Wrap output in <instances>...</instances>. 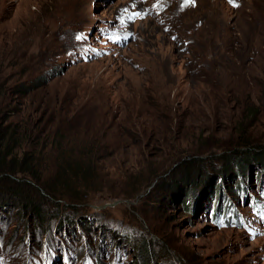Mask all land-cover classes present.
<instances>
[{"label":"rangeland","instance_id":"374dc122","mask_svg":"<svg viewBox=\"0 0 264 264\" xmlns=\"http://www.w3.org/2000/svg\"><path fill=\"white\" fill-rule=\"evenodd\" d=\"M230 1L0 0V77L12 104L6 114L21 110L14 87L29 72L57 68L53 82L36 93L33 107L41 112L47 96L52 102L73 100L69 103L78 116L73 127L84 125L90 141L98 137L108 145L100 180L87 185L83 204L40 200L25 189L40 202L44 220L22 213L17 202L23 195L0 184V264H97L101 247V264H264V186L255 180L256 169L249 168L242 190L228 191L223 201L219 183L225 188L223 183L233 186L235 181L219 182L215 170L224 162L205 163L206 168L198 169V187L189 188L193 202L186 212L180 203L183 193L170 186L181 170L167 167V149L152 146L157 135L142 137L140 145L127 143L132 135L137 138L133 125L145 129L141 124H154L156 120L146 118L153 108L181 132L173 152L195 144L185 139L183 127L202 134L198 142L209 138V146L228 141L224 118L233 117L234 107L225 112L218 104L215 112L208 89L185 77L182 49L190 40L182 32L203 29L199 37L205 40L211 24L199 25L212 11L223 10L231 25L236 13ZM246 14L247 20L237 19L243 38L258 25L250 24L254 12L249 7ZM20 60L26 63L20 65ZM263 63L258 60L264 70ZM252 70L263 83V74ZM263 87L257 88L259 96ZM215 118L220 119L216 124ZM161 168L169 170L163 175L166 184L157 187L151 175ZM140 184L132 199H113L122 192L132 194ZM229 200L235 212L227 221L221 205ZM79 218L90 224V232L76 224Z\"/></svg>","mask_w":264,"mask_h":264},{"label":"trees","instance_id":"16d2710c","mask_svg":"<svg viewBox=\"0 0 264 264\" xmlns=\"http://www.w3.org/2000/svg\"><path fill=\"white\" fill-rule=\"evenodd\" d=\"M230 3L236 13V19L231 25L228 15L223 10L220 14L212 11L199 25L206 28L211 24V28L205 32V40L199 37L203 29L198 32L192 30L191 34L186 30L182 32L190 40L187 47L182 49L185 77L192 78L196 84L204 85L208 89V97L213 96L210 97V101L213 99L212 102L215 103L213 106L215 112L218 104L225 112L234 107L233 117L224 118L227 124L223 128L230 132L228 141L220 145L212 142L209 146L206 143L209 138H204V143L198 142L202 134H197L193 128L183 127L185 139L195 144L186 150L173 152L181 132H176V128L170 123L171 118L167 115L162 116L157 108H153L146 115V118L151 117V120H156L154 124L149 122L141 124L145 129L133 125L130 130L135 132L137 138H133L132 135L131 140H127L128 145L136 146L143 143L142 137L150 140L157 135L152 146L163 151L167 149V167L175 165L174 171L181 170L178 181L169 179V182L171 181L172 189L174 187L179 189V195L183 193L184 197L180 203L186 212L192 210L193 197L189 188L198 187L197 181L201 177L198 169L206 168L203 167L205 163L214 160L224 162L219 168L214 165L219 182L224 179L235 181L233 186H225L226 184L223 183L225 188L219 183V198L223 201L227 200L228 191L242 190L245 181L243 178L249 168L256 169L255 180L261 179L264 186L262 181L264 180V82L257 81L256 76L251 74L253 70L250 71L254 67V70L263 74L264 79V70L258 66V60L264 61V0H250L248 6L237 0ZM225 4L230 8L228 1ZM248 7L254 12L253 23L250 24H255L257 21L258 25L250 29L249 35L243 38V27L239 33L240 37L238 36L237 19H248L246 14ZM181 35L180 39H182ZM23 61L19 64L26 63ZM57 72H59L57 68L51 67L41 73L29 72L28 78L14 87L15 95L19 97L15 101H21V110H16L10 116L6 114V110L12 105L11 94H7L0 77V184H4V190H8L6 187L9 185L11 193L23 195L24 200L17 202V205L24 208L22 213L35 214L37 219L42 220L45 219L42 206L39 201H35L29 191H25L26 188H31L40 200L61 201L68 206L83 204L86 198L85 191H90L87 185L91 183L90 181L93 182L94 178L100 180L97 179L101 177L100 162L104 159L102 157L108 156L105 151L108 145L100 138L96 137L90 141L86 136L84 125H82L83 129L79 126L73 127V120L78 117L74 116L77 109L69 103L73 100L68 101V104L63 98L52 102L51 97L47 96L43 99V105L46 107L41 112L33 107L38 102L36 93L48 87L57 77ZM236 80H239L237 85H235ZM261 86L263 90L260 98L257 88ZM252 87H256L255 91H251ZM41 115H44L42 119H40ZM163 120L166 122L159 127ZM217 120L220 119L215 118V124ZM206 132L211 134L212 129ZM103 150L105 155L102 154ZM216 151L223 152L217 156ZM168 170V168L156 170L151 175L152 183L156 181L157 187L166 184L163 175ZM212 180L213 177H209L208 181L212 183ZM181 183L183 186L180 185ZM141 186L138 185L132 194L127 195L122 192L123 196L113 199H132L139 194ZM232 205L230 200L225 205H221V208L225 207L227 221L235 212ZM214 218L217 220L218 216ZM76 224L87 232L91 231L90 224L82 218H79ZM103 254L101 247L98 259L95 260L97 264H101Z\"/></svg>","mask_w":264,"mask_h":264}]
</instances>
